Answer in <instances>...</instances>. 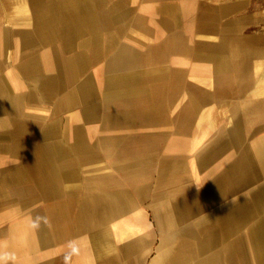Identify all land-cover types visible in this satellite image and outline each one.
Instances as JSON below:
<instances>
[{"label":"crops","instance_id":"0c3cea01","mask_svg":"<svg viewBox=\"0 0 264 264\" xmlns=\"http://www.w3.org/2000/svg\"><path fill=\"white\" fill-rule=\"evenodd\" d=\"M262 76L264 0H0V264H264Z\"/></svg>","mask_w":264,"mask_h":264},{"label":"rangeland","instance_id":"374dc122","mask_svg":"<svg viewBox=\"0 0 264 264\" xmlns=\"http://www.w3.org/2000/svg\"><path fill=\"white\" fill-rule=\"evenodd\" d=\"M262 77H264V76H262ZM259 94H264V86H262L261 90L259 91ZM247 121H248V120L245 119V123H247ZM261 122L264 123V117H261V118L259 117V118H258V123H261ZM230 127H231V125H230ZM225 133H226V132H225ZM259 136H260V135H259ZM242 141H243V140H242ZM248 145H249V141H247L246 144H244V148H245L246 146H248ZM243 152H244V153H247V154L249 153L247 150H244ZM200 153H202V151H201ZM240 153H241V152H240ZM240 155H241V154H240ZM241 158H242L243 160L246 159V157L243 156V155L241 156ZM261 185H264V184H262V183H259V184H258V186H261ZM246 193H247V189H244V190L241 191V194H242V195H244V194H246ZM261 215L264 216V212H262Z\"/></svg>","mask_w":264,"mask_h":264},{"label":"bare ground","instance_id":"6f19581e","mask_svg":"<svg viewBox=\"0 0 264 264\" xmlns=\"http://www.w3.org/2000/svg\"><path fill=\"white\" fill-rule=\"evenodd\" d=\"M34 2V1H33ZM57 12L59 13L60 11H58V9H57ZM61 14V13H60ZM63 14H65V15H68L69 13L68 12H63Z\"/></svg>","mask_w":264,"mask_h":264}]
</instances>
